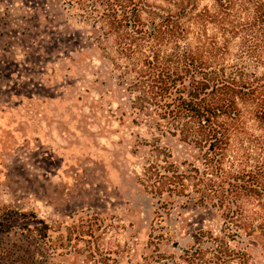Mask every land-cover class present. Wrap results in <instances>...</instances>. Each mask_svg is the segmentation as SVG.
Listing matches in <instances>:
<instances>
[{
	"label": "rangeland",
	"instance_id": "1",
	"mask_svg": "<svg viewBox=\"0 0 264 264\" xmlns=\"http://www.w3.org/2000/svg\"><path fill=\"white\" fill-rule=\"evenodd\" d=\"M114 2L0 0V264H188L196 248L197 264H264L260 238L233 237L215 201L202 203L199 179L220 182L203 153L163 135L145 117L157 108L136 102L130 70L142 57L124 51ZM205 8L217 15L213 0H198ZM140 20L145 31L160 24L145 12ZM194 31L187 44L197 48ZM205 35L216 46L208 68L251 86L238 101L234 157L241 139L264 136V47L250 56L242 36L216 23ZM170 164L188 180L167 204L152 168ZM210 237L231 256L209 249Z\"/></svg>",
	"mask_w": 264,
	"mask_h": 264
},
{
	"label": "trees",
	"instance_id": "2",
	"mask_svg": "<svg viewBox=\"0 0 264 264\" xmlns=\"http://www.w3.org/2000/svg\"><path fill=\"white\" fill-rule=\"evenodd\" d=\"M114 1L110 5L113 25L118 30L125 28L126 32L124 51L131 60L142 57L141 67L130 70V74L136 75L132 90L140 94L136 102L142 107L157 108L145 117L156 119L154 123L163 135L186 145L194 144L203 153L210 171L220 182L199 179L202 203L215 201L218 209L224 211V221L232 236L241 238V231L246 237L256 236L263 241L264 250V136L239 139L236 156L230 155L232 134L241 121L238 101L244 100L251 86L228 76L226 70H210L216 46L209 48L204 42L208 23H216L224 35L242 36L244 51L254 55L264 47V0H213L217 15H212L208 8L199 10L198 0H168L176 8L174 11L152 6L147 0H124V5ZM141 12L159 18L160 24L153 23L148 31L142 30ZM119 13L123 18H117ZM194 29L197 48L187 44ZM152 170L154 195L160 201H164V191L170 198L164 201L168 204L186 190L187 174L173 164ZM160 170L162 175L158 174ZM209 239V249L225 247V256H231L227 243ZM193 252L186 258L188 264H197L193 255L204 254L200 248Z\"/></svg>",
	"mask_w": 264,
	"mask_h": 264
}]
</instances>
